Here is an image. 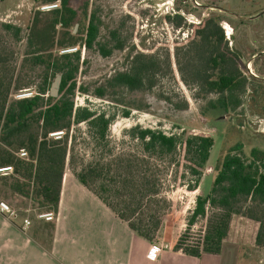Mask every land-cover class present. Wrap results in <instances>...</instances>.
Segmentation results:
<instances>
[{
    "label": "rangeland",
    "instance_id": "374dc122",
    "mask_svg": "<svg viewBox=\"0 0 264 264\" xmlns=\"http://www.w3.org/2000/svg\"><path fill=\"white\" fill-rule=\"evenodd\" d=\"M43 1L0 0V53L6 55V70L10 73L14 70L16 83L12 93L16 96L21 94V91H13L19 82L32 83L33 91L42 82V69L30 66L25 58L28 29L35 14L47 12L43 10L50 7ZM70 1L80 12L81 23L84 24L87 16L94 15L99 30L93 49H81V67L76 81L78 88L85 89L86 93L79 91L75 104L96 112H107L114 117L103 142L92 138L85 123L72 128L66 170L77 179L76 175L88 164L101 160L106 167L107 162L120 154L132 157L136 179L148 177L146 191H157L154 198L148 197L139 205L137 218L146 223H160L154 238L156 242L174 245L188 232L185 243L198 245L206 220L199 219L192 227H188V221L197 197H206L210 193L219 161L237 146L247 157L254 148L264 150V14L250 19L264 11V0ZM212 12L219 14L221 28H226L230 35L227 37L223 29L229 47L240 54L242 72L248 82L242 97L243 104L236 112L208 110L209 102L216 100L217 96L204 95L185 72L186 46L193 38V26L200 24ZM176 15L183 18L181 28L176 26ZM2 24L20 28V36L16 38L15 31L5 32ZM79 28L76 32L80 31ZM112 33L117 34L124 48L105 57L99 47L113 48L116 42L112 40ZM138 55L156 57L164 64L155 87L140 92L110 89L109 80L127 71ZM100 90L105 91V99L96 97ZM124 112H129L128 118ZM136 127L161 130L168 136L185 132L214 138L215 144L198 191H189L184 186L186 182L193 185L194 179H183L181 155L163 160L144 155L141 144L131 135V130ZM107 170L109 168L98 181L89 180V188L84 186L97 198L100 186H105V183L113 188L117 180ZM107 186V191L112 189ZM106 197L110 199L108 195ZM0 201L8 203L21 215H26L25 210L31 209V218L37 212L45 211L26 199L11 196L1 187ZM110 202L113 203L111 199ZM259 227V223L241 215L232 219L231 239L241 241L243 247L241 264H264V247L255 243Z\"/></svg>",
    "mask_w": 264,
    "mask_h": 264
},
{
    "label": "trees",
    "instance_id": "16d2710c",
    "mask_svg": "<svg viewBox=\"0 0 264 264\" xmlns=\"http://www.w3.org/2000/svg\"><path fill=\"white\" fill-rule=\"evenodd\" d=\"M43 2L57 7L35 14L28 29L25 58L30 66L42 69V82L34 91L32 83L20 82L13 90H30L33 93L31 97L18 99L12 93L16 83L14 70L11 73L6 70V55L0 53V169L13 168V174L0 176V187L13 197L30 201L44 212L57 213L69 162L72 128L85 123L92 138L103 142L114 116L75 104L76 94L79 91L86 93L85 89L78 88L76 79L81 67V49H93L99 35L95 16H87L82 24L80 12L70 0ZM175 19L176 26L181 28L183 18L176 15ZM220 21L219 14L212 12L200 24L193 26V38L186 46L185 72L204 95L217 96L216 100L209 102L208 110L229 113L242 106L248 82L242 72V59L229 47ZM76 25L80 31L75 33ZM2 28L5 32L15 31L16 38L22 31L10 24H2ZM112 40L116 42L112 49L99 47L105 57L124 48L116 33H112ZM163 66L156 57L138 55L127 71L109 80V88H124L130 92L151 90ZM57 75L62 76V82L59 96L53 98L50 90ZM103 90L98 92L97 98H106ZM123 115L128 118L129 112ZM60 132L64 133L61 139L51 137ZM131 135L148 157L163 160L181 155L183 179H194L193 185L186 182L184 186L189 191H198L215 144L212 136L188 135L185 132L168 136L161 130L140 127L133 128ZM21 150L27 153V158L19 157ZM102 163L104 161L99 160L83 167L76 175L78 181L89 188V180L98 181L109 168L108 174L113 173L117 180L113 188L104 183L96 195L138 236L154 241L160 223H146L137 218L139 205L146 198L157 195V191H146L148 177L136 179L132 165L135 160L126 154L107 162L106 167ZM216 170L210 193L206 197H197L188 221V227H192L199 219L206 220L202 240L196 246H188L185 243L188 232L184 233L174 247L176 252L196 258L205 254L220 255L224 242L231 239L232 219L238 215L259 223L255 243L264 247V150L254 148L247 157L237 146L219 161ZM106 186L112 189L107 191Z\"/></svg>",
    "mask_w": 264,
    "mask_h": 264
},
{
    "label": "crops",
    "instance_id": "0c3cea01",
    "mask_svg": "<svg viewBox=\"0 0 264 264\" xmlns=\"http://www.w3.org/2000/svg\"><path fill=\"white\" fill-rule=\"evenodd\" d=\"M28 211L17 219L0 214V264H241L243 247L233 239L220 255L200 258L176 252V244L145 240L67 170L57 220L31 218ZM154 246L161 248L155 260L148 257Z\"/></svg>",
    "mask_w": 264,
    "mask_h": 264
},
{
    "label": "built area",
    "instance_id": "2783aa9c",
    "mask_svg": "<svg viewBox=\"0 0 264 264\" xmlns=\"http://www.w3.org/2000/svg\"><path fill=\"white\" fill-rule=\"evenodd\" d=\"M57 6H50L46 9H53ZM224 31H226V35L227 37L230 36L229 33L227 32L226 28ZM25 92L21 91V94L17 95L16 97L18 99H22V98H29L33 95V93L30 90H23ZM64 133L60 132V133H54L51 135L52 138L55 139H61L63 137ZM19 157L22 159H25L28 157L27 153L24 150H21L19 153ZM13 174V168L11 167H7V168H2L0 169V175L1 176H8ZM29 213V211H28ZM0 214L5 215L11 219H17L19 217V214L17 211H15L13 208L10 207V205L6 202L1 201L0 202ZM37 218L39 220H43L45 222H55L57 220V214L53 211H49V212H37ZM31 226V220L29 218H25L23 221V230H28L29 227ZM161 248L160 247H152L149 251L148 257L150 259L155 260L159 254H160Z\"/></svg>",
    "mask_w": 264,
    "mask_h": 264
},
{
    "label": "water",
    "instance_id": "95a60500",
    "mask_svg": "<svg viewBox=\"0 0 264 264\" xmlns=\"http://www.w3.org/2000/svg\"><path fill=\"white\" fill-rule=\"evenodd\" d=\"M264 14V11L261 12L260 14H258L255 17H252L250 19H256L258 17H260L261 15ZM78 29V25L75 26L74 28V32H76ZM234 51V49H232ZM235 53H237L238 55H240L237 51H234ZM61 82H62V76L61 75H57L56 79L54 80L52 86H51V90H50V96L53 98H57L59 96V91H60V86H61Z\"/></svg>",
    "mask_w": 264,
    "mask_h": 264
}]
</instances>
